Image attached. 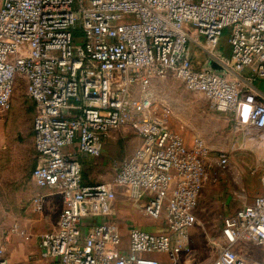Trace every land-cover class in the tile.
<instances>
[{"label":"built area","instance_id":"1","mask_svg":"<svg viewBox=\"0 0 264 264\" xmlns=\"http://www.w3.org/2000/svg\"><path fill=\"white\" fill-rule=\"evenodd\" d=\"M226 28L229 56L218 51ZM189 42L224 72L195 67ZM168 74L241 126L264 130L255 86L264 82V0H0V111L24 80L34 104L32 180L64 203L57 228L39 236V264H195L190 233L209 152L154 115L151 83ZM127 128L140 144L114 184L162 222L157 232L132 226L124 235L110 219L111 186L83 181L81 158H99L111 133ZM227 164L221 154L218 165ZM44 199L34 196L33 211ZM219 241L210 264H264L236 249L264 247V193L224 219ZM7 246L0 238V264H22Z\"/></svg>","mask_w":264,"mask_h":264},{"label":"rangeland","instance_id":"2","mask_svg":"<svg viewBox=\"0 0 264 264\" xmlns=\"http://www.w3.org/2000/svg\"><path fill=\"white\" fill-rule=\"evenodd\" d=\"M230 36V28H226L218 45V51L227 56ZM188 49L195 67L213 65V71L224 72L194 42H189ZM150 95L154 115L181 134L187 146L201 140L213 156L226 154L229 158L227 165L212 168L213 184H203L196 209L197 224L190 233L195 264H210L221 250L224 219L241 208L245 198L264 193V130L241 126L233 114L216 111L205 95L189 91L173 74L154 79ZM33 119L34 104L20 78L10 108L0 111V238L8 240L7 257L22 264H39V236L58 223L64 208L61 196L47 201L41 212L31 208L39 192L31 176L37 164ZM137 147V137L127 128L111 133L103 142L99 158H81L84 183H105L114 190L115 215L110 219L126 236L132 226L151 232L162 227L161 221L144 216V204L133 202L128 189L114 184L121 163ZM236 249L250 261L264 262V247L239 245Z\"/></svg>","mask_w":264,"mask_h":264},{"label":"crops","instance_id":"3","mask_svg":"<svg viewBox=\"0 0 264 264\" xmlns=\"http://www.w3.org/2000/svg\"><path fill=\"white\" fill-rule=\"evenodd\" d=\"M255 86L259 89V90H261V91H264V82L262 83V82H255ZM138 140V139H137ZM139 144H140V141L138 140V146H139ZM209 152V156H208V158L205 160V163H206V166H207V177H206V179H205V181H204V186H206L207 184H213V181H214V178H213V175H212V168H214V167H218L219 165H218V157H216V156H213L212 154H211V152L210 151H208ZM228 161H229V158H228ZM220 167V166H219ZM38 189V188H37ZM39 190V192L36 194V195H44L45 196V199H44V205L45 204H47V201H49V200H53V199H56L57 198V196H61V195H59L58 193H55V192H53V191H50V190H40V189H38ZM262 195V194H261ZM259 196V195H258ZM254 200V198H251V197H248V198H245V200H244V203L242 204V206L241 207H243V206H245L246 204H249V203H251L252 201ZM31 208H32V206H31ZM240 209V208H239ZM238 210V209H237ZM235 212V211H234ZM233 213V212H232ZM231 214V213H230ZM57 225H58V223H56V224H53L51 227H52V229H50V230H48V231H51V230H54V229H56L57 228ZM47 232V231H46ZM15 260V259H14Z\"/></svg>","mask_w":264,"mask_h":264},{"label":"water","instance_id":"4","mask_svg":"<svg viewBox=\"0 0 264 264\" xmlns=\"http://www.w3.org/2000/svg\"><path fill=\"white\" fill-rule=\"evenodd\" d=\"M212 66H213V65H212ZM212 66H211V67H212Z\"/></svg>","mask_w":264,"mask_h":264}]
</instances>
